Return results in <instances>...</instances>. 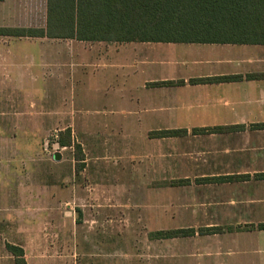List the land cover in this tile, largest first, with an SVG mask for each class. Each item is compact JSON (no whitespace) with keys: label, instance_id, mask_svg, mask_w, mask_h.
Returning <instances> with one entry per match:
<instances>
[{"label":"crops","instance_id":"1","mask_svg":"<svg viewBox=\"0 0 264 264\" xmlns=\"http://www.w3.org/2000/svg\"><path fill=\"white\" fill-rule=\"evenodd\" d=\"M38 2L1 0L0 27L44 28L46 0L43 24ZM20 40L88 42L81 46L102 56L108 44H125L0 36V157L8 155L16 140L10 133L20 128L6 118L23 114L17 109L22 98L7 94L3 76L21 73L18 61H8ZM187 45L192 47L180 52L191 55L189 66L147 69L138 84L109 87L110 96L101 101L99 112L122 116L100 120L101 137L123 135L122 144L133 150L129 164L91 169L88 146L70 120L37 126L39 140L65 133L78 139L85 160L76 172L74 161L62 152L54 160V153L49 182L35 184L25 205L20 189L17 200L21 186L10 181L16 182V197L0 204V264H16L9 245L23 250L26 264H264V228H258L264 225V45ZM230 76L237 80H210ZM28 105L35 107L33 101ZM169 130L185 132L157 134ZM172 230L191 232L151 236ZM120 235L124 248L134 251L123 252L122 261L116 254Z\"/></svg>","mask_w":264,"mask_h":264},{"label":"rangeland","instance_id":"2","mask_svg":"<svg viewBox=\"0 0 264 264\" xmlns=\"http://www.w3.org/2000/svg\"><path fill=\"white\" fill-rule=\"evenodd\" d=\"M38 4L40 22L43 24L44 0H39ZM15 43L14 46L17 48H12L15 52L12 51L13 54L8 61H18L22 67L21 73L3 76L6 83L10 84L6 90L7 94L22 98L23 103L21 106L17 104V109L20 107L23 114L16 117L12 114L6 118L12 120L10 124L14 128L15 126L20 128H15L10 133V136L12 138L15 136L16 140L9 143L8 155L0 157V201H3L0 204L5 205L13 202L11 199L14 200L16 197L14 195L16 182L21 186L20 188L18 184L16 185L17 200L19 201L21 190V201L24 205L30 202L29 196H31L30 193L35 192V184L49 182L48 171L51 165L49 159L54 153L62 152L64 159L74 161V169L77 172L79 165H82L79 161L85 160L78 139L88 146L90 152L88 165L91 169L93 166L98 168L105 163L120 168L129 164L127 159L133 150L122 144L123 135L101 137L103 132L98 130V123L102 119H122V116L115 112L103 114L99 112L102 110V99L105 100L110 96L107 89L132 83L138 84L144 79L143 77H147V73L144 72L147 69L153 73L158 68L172 70L182 68V63H187V66L191 63V55L180 52L192 47L187 44L112 43L107 45L108 47L105 48L108 49L107 54L102 56L96 55L93 48L84 49L81 46H88L90 44L88 42L80 44L76 41L46 43L20 40ZM79 47L87 52H79L78 50H81ZM17 53H21L19 57H15ZM185 60L187 62H183ZM29 101H33L35 107H30ZM16 118L20 120H14ZM62 118L70 120L71 128L78 138H69V146L59 145L61 139L67 140L66 133L63 137L50 135L40 140L35 136L39 134V130H36L37 126L39 127L43 120L58 121ZM1 119L4 120V117H0V121ZM23 136V140L19 138ZM16 143L20 144L19 148L22 150L16 148ZM94 144L97 145L98 155L93 151ZM134 152H140V150L136 148ZM117 156L120 157L117 158ZM120 158L121 160H118ZM121 179L125 181L126 177L121 175L119 181ZM12 180L16 182H10ZM3 196L7 197L3 198ZM8 199L9 201L6 202ZM24 221L27 220L24 219ZM77 237V234L74 235L75 244L73 245L79 252ZM122 237L123 235L119 236L117 244L118 261L123 260V252L125 254L134 252L130 245L124 248V244L120 241Z\"/></svg>","mask_w":264,"mask_h":264},{"label":"trees","instance_id":"3","mask_svg":"<svg viewBox=\"0 0 264 264\" xmlns=\"http://www.w3.org/2000/svg\"><path fill=\"white\" fill-rule=\"evenodd\" d=\"M0 36L117 43L264 45V0H46L44 28L0 27ZM210 80L230 81L237 77ZM184 132L169 130L157 134L173 136ZM66 138L59 141L61 147L70 145L69 134ZM258 228L263 229L264 225ZM190 232L172 230L151 236L173 238L188 236ZM7 248L15 256L16 264H26L21 248L10 245Z\"/></svg>","mask_w":264,"mask_h":264},{"label":"water","instance_id":"4","mask_svg":"<svg viewBox=\"0 0 264 264\" xmlns=\"http://www.w3.org/2000/svg\"><path fill=\"white\" fill-rule=\"evenodd\" d=\"M53 158H54V160H59L60 159V155L58 153H55L53 155Z\"/></svg>","mask_w":264,"mask_h":264},{"label":"built area","instance_id":"5","mask_svg":"<svg viewBox=\"0 0 264 264\" xmlns=\"http://www.w3.org/2000/svg\"><path fill=\"white\" fill-rule=\"evenodd\" d=\"M56 136V135H55Z\"/></svg>","mask_w":264,"mask_h":264}]
</instances>
